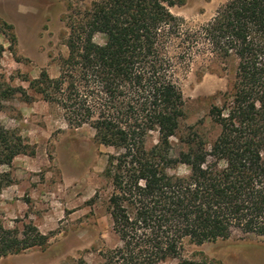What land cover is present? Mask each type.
Returning <instances> with one entry per match:
<instances>
[{
    "label": "trees",
    "instance_id": "obj_1",
    "mask_svg": "<svg viewBox=\"0 0 264 264\" xmlns=\"http://www.w3.org/2000/svg\"><path fill=\"white\" fill-rule=\"evenodd\" d=\"M85 1L67 0L69 53L59 61L58 77L44 69L39 78L22 80L27 88L14 86L0 45V111L16 99L41 100L57 106L71 128L88 125L100 145L115 150L103 176L121 245L103 255L104 264H208L185 259V248L229 240L236 231L264 238V0H229L198 28L171 11L186 0L81 6ZM2 26L16 56L14 28ZM96 35L105 37L104 45L95 43ZM210 57L236 62L229 90L208 114L219 134L209 140L200 122L180 135L179 74ZM152 135L157 142L149 146ZM21 155L36 151L0 124V166ZM11 184L9 174H0L1 187ZM47 243L33 224L21 231L0 221V259Z\"/></svg>",
    "mask_w": 264,
    "mask_h": 264
},
{
    "label": "rangeland",
    "instance_id": "obj_2",
    "mask_svg": "<svg viewBox=\"0 0 264 264\" xmlns=\"http://www.w3.org/2000/svg\"><path fill=\"white\" fill-rule=\"evenodd\" d=\"M228 1L186 0L183 7L171 11L198 28ZM69 15L67 0H0L2 64L14 86L27 88L22 80L37 79L44 69L53 78L59 76V61L69 53L65 21ZM3 22L14 28L16 56L10 51V32ZM94 41L104 45L106 39L96 35ZM235 69L233 60L210 57L199 58L189 71L179 74L185 100L180 135L202 122L207 138L217 137L219 128L208 117L209 110L218 103L217 96L229 90ZM0 124L18 132L36 151L35 157L21 155L10 166H0V174L7 173L12 179L11 185L0 186V221L8 229L21 231L24 225L33 224L48 241L45 247L2 258L0 264H104L103 255L121 245L107 213L111 184L103 176L115 150L100 145L90 126L71 128L57 106L41 100L33 104L19 99L8 102L0 111ZM157 138L152 135L148 145ZM172 142L179 144L177 138ZM179 172L183 175L187 170ZM183 257L208 264H264V238L236 231L229 240L189 245Z\"/></svg>",
    "mask_w": 264,
    "mask_h": 264
}]
</instances>
